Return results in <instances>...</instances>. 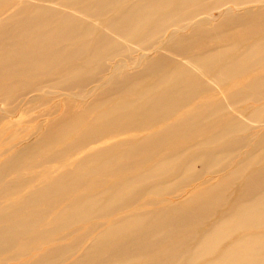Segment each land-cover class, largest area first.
Masks as SVG:
<instances>
[{
	"label": "rangeland",
	"instance_id": "1",
	"mask_svg": "<svg viewBox=\"0 0 264 264\" xmlns=\"http://www.w3.org/2000/svg\"><path fill=\"white\" fill-rule=\"evenodd\" d=\"M152 1L0 0V117L3 118L0 122V167L24 148L32 147L55 123L57 125L49 131V136L61 135L53 144L30 148L13 167L11 175L0 183V264H264V211L253 224L240 225L244 210L241 213L236 205L245 178L264 174V62L241 73L238 78L224 80L218 75L222 64H206L209 69H203L199 64L187 61V57H178L152 78L147 77L140 85L130 87L131 93L94 106L75 121L70 122L63 114V104L67 100L71 101L75 113L88 110L86 106L94 99L95 88L105 87L106 82L110 87L115 79L119 83L125 74L139 71L166 47L160 39L156 45L154 42L141 45L147 56L144 60L138 59L141 53L137 51L132 55L135 59L132 65L122 57L113 62L108 59L126 46L136 47L157 18L184 2L167 0L170 6L166 10L142 11ZM203 1L207 4L205 14L196 17L194 22L207 19L203 23L207 30L218 27L224 14L233 11L231 5L212 8L214 0ZM260 1L235 8L233 13L263 10L264 0ZM142 12L152 15L144 30L127 38L121 37L118 29ZM120 18L123 21L117 27H109L110 21ZM35 24L40 25L36 31L32 29ZM25 28L30 29L25 31ZM86 30L90 35L79 41L70 40ZM173 30L167 29V33ZM188 34V31H181L178 35ZM36 35H44L45 42L32 43ZM262 38L264 30L247 42L236 43L234 53ZM94 43L100 46L96 47ZM83 44L85 47L81 48ZM212 44L228 46L230 42L215 41ZM180 62L189 63L195 73L187 82L178 85L182 89L179 93L194 92L195 82L201 84L195 89L197 94L193 99L179 103L177 109L174 106L176 111L172 117L147 130L132 129L117 138L100 137V141L84 143L74 149V143L84 134L83 139H89L109 127L119 128L125 124L146 98L141 97V102L131 108H125L124 104L139 98L147 87ZM99 66L109 67V71L95 77L99 79L98 83L91 84L84 92L74 89L69 93L71 97L61 91L68 82L80 81ZM18 71L27 73L22 76ZM255 78L261 80L257 87L240 91ZM174 84L172 80L159 85L156 94ZM234 84L239 86L232 89ZM9 86L13 89L6 94ZM35 88L41 93L30 94V89ZM25 92L29 94L12 103ZM231 94L236 95L231 98ZM215 100H225L220 106L221 111L202 124L191 128L190 124L186 125L179 134L153 144L151 150L141 155L131 153L133 146L144 137L178 120L192 106ZM3 105L10 107L5 109ZM112 105L121 110L100 117ZM59 122H67L66 129ZM216 130L221 131L223 139L209 145L207 153L241 140L242 146L234 150L232 159L227 160V169H234L237 161L247 165L239 176L219 189L221 202L218 207L208 210V217L175 227L173 219L179 209H166L187 201L189 197L185 193L209 179L208 174L198 177L202 168L209 165L206 160L194 162L191 168L189 164L198 154L200 158H206L202 143ZM68 147L72 150L64 152ZM102 150L97 161L83 165ZM49 158L53 162L46 163ZM224 158V154H219L217 160ZM107 161H111L107 168L95 171ZM212 169L216 172L220 165ZM217 178L213 177L193 192L207 189ZM21 181H25L23 185L19 184ZM198 200L202 201L204 197ZM184 210L190 209L184 207ZM120 213L125 215L116 219ZM148 213L162 217H152L146 226L140 218L139 226L134 227L135 218ZM6 229H15L14 237H8ZM144 234L147 235L140 238ZM205 238L209 239L202 240ZM136 239L139 240L133 243ZM123 246L125 252H120Z\"/></svg>",
	"mask_w": 264,
	"mask_h": 264
},
{
	"label": "bare ground",
	"instance_id": "2",
	"mask_svg": "<svg viewBox=\"0 0 264 264\" xmlns=\"http://www.w3.org/2000/svg\"><path fill=\"white\" fill-rule=\"evenodd\" d=\"M259 1L260 0H214L212 8H221L227 5H231L230 7L232 8L233 11L231 12L229 11L224 14L222 20L217 25L218 27L207 30L203 26V23L207 21V19L205 21L201 20L198 22H194L196 17L205 14L204 9H206L205 7L207 4L203 0H184V2H181L179 7L173 9L172 12L166 13L161 17L157 18V21L153 24L151 29L148 30L146 35L140 40V43L136 47L131 48L130 46H126L122 51L112 54L108 59L111 62H113L115 61L116 58L122 57L125 59V62L130 63L132 65L133 62H135V59H133L132 55L137 51L141 53L138 59L144 60L147 56L146 53H143L146 50L145 47L143 46V49H141L140 48L141 45L151 44L152 42H154V45H156L158 39H160L161 41L165 42L166 47L157 53L156 58L148 62L147 65H144L143 68L140 69L139 71L135 73L125 74L124 79L119 83H116L117 80L115 79L110 87H108V82H106L105 87L99 89L95 88L94 99L90 101V103L86 106L88 110L84 111L83 113H80V111L75 113V111H73L71 108L72 107L71 101L69 100L65 101L63 104L64 116L66 117L67 120H70V122H72V120L75 121V119H78L82 115H85L87 112H89V110L92 107L96 105L104 104L105 102H108L109 100L119 97L125 93H131L129 91L130 87L136 84L140 85L141 83L145 82L147 77L152 78L156 72L159 73L163 71V68L166 65L172 64L174 61H176V59H178V57H182V56L187 57L188 58L187 61H189L190 63L199 64L200 66H202L201 68L203 69H209V66L206 64L218 62V64H222L220 70L218 71V75L221 78H224V80L238 78L241 73L247 72L249 69L255 68L260 63L264 62V38H262L259 41L253 42L249 47H246L244 50H242L239 53H234V51H236V49L234 50V48L236 47L235 45L236 43L247 42L251 40L252 37L257 35L258 33H261L264 30V9L255 10L253 12L246 11L241 14H235L233 12L235 11V8H241L247 4H251L253 2H259ZM169 6L170 5L167 0H153L150 3V5H146L143 7L142 11L166 10ZM151 18L152 15H150L149 13L143 14V12L142 14H138L134 16L124 25V27L121 26L118 29V31L121 34V37L127 38L130 35H133L137 32H141V30H144L145 26L147 25V22ZM121 21H123V18L118 19V21H110L109 27L113 29L117 27L118 23ZM39 26L40 25L35 24L32 29H35L36 31V29ZM169 28H174L173 32L167 33V29ZM26 29H30V28H25L24 30L26 31ZM181 31L183 32L188 31L189 34L186 36H180L178 34ZM37 35L32 38V43H36V44L44 43L45 42L44 35L41 37ZM88 35L90 34L86 30L81 35L77 34L70 37V40L79 41L81 38ZM215 41L221 44L230 42V45L213 46L212 43ZM112 42L113 41L111 40L110 44ZM207 42H209L208 45ZM94 44L96 47L100 46L97 43ZM84 47L85 44L81 46V48ZM73 55L74 54L70 56L73 57ZM50 59L52 58L50 57ZM40 63L41 62L37 63V65ZM108 71H109V67L106 68L104 66H99L96 69L92 70L93 72L92 74L88 73V75H85V77L80 81H71V83H69L68 80L67 81L68 84H66L63 87V89H61V91L64 93V95L69 97H71L69 93H71L74 89L79 88L81 92H84L91 84H96L99 82V79H96L95 77L105 74ZM18 73L23 76L27 72L22 73L21 71H18ZM194 73L195 71L191 68L189 63L180 62L176 64V66L171 72H168L166 75L160 77L159 80L153 82L151 87H147L143 92V94L138 96L139 98H135L133 100L130 99L127 103L124 104L125 108L126 107L131 108L136 104H138L139 102H141L140 101L141 97L146 98V101L144 102L143 105L138 106L136 109L134 108L135 115L129 118L125 122V124L121 125L119 128H116V126L109 127L110 129L116 128V130L111 131L109 128H107L105 132H102V134L100 133L95 134L89 139L87 138L83 139L84 135L86 136V134H84L81 138L77 139L78 142L74 143L73 146L74 149H76L78 145L84 143L92 144L95 141H100L101 139L100 137L117 138L120 136L121 133L125 134L126 132L132 131V129L147 130L150 129L148 127L154 126V124L157 122L160 123L165 120H168L169 117H172L173 113L176 111L177 109L176 106L179 103L189 102L188 100L193 99L196 96L197 93H195V89L201 84L198 81L195 82L194 92L191 91L189 93L180 94L179 92L182 89L178 88V85L187 82L190 79V77L194 75ZM172 80H174L175 82L173 86H171L170 88L161 89L160 93L156 94L157 91H155V89L159 85L165 84ZM259 81H261L260 78L253 79L245 87H242L240 91L253 88L254 86L257 87V82ZM14 86L15 85H13V87ZM238 86L239 84H234V86H232V89L237 88ZM13 87L11 86L10 88L9 86V89L7 90L6 94H8V92L11 91ZM35 89H30L31 91L29 93L31 94L35 92H40L37 91L39 88L36 90ZM48 89H51V87L49 86ZM26 92L24 94H21L20 96H17L12 103L16 102L15 100L18 99L19 97H26L29 94ZM234 95L236 94H231V98L235 97ZM224 101L225 100H215L213 102L196 104L192 106L190 109L187 110V112H185L181 117H179L178 120L174 121L170 125L165 126L161 130L153 132L152 134H149L146 137H144L141 140V142L137 143L138 145L133 146L131 153L134 154L135 156L141 155L143 152L151 150L153 144L155 145L156 143H159L160 141L167 139L169 136L171 137L176 136L177 134H179L180 129L185 127L186 125L190 124L191 125L190 128H191L194 127L195 125L198 126L200 123L202 124L203 122L208 120V118H210L214 113L221 111L220 106ZM3 106H5V109L7 107H10V105L9 106L7 105V107L6 105ZM174 106L176 107L175 110H174ZM17 110H19V108H17ZM119 110L121 109L120 108L117 109V107L112 105L105 112H103V114H101L100 117L104 118L113 113H118ZM10 111L8 113H10ZM12 111L14 112V110ZM2 120L3 118L0 117V122ZM147 121L149 122V124ZM59 124L64 125L62 127L63 129H66L65 127L67 122L65 123L59 122ZM56 125L57 123H55V125H52L48 129V131L38 141H36L33 144V146L30 148L37 149L38 147H41V145L53 144L55 140H60L59 138L61 135H58V137L56 138H50L49 136L50 135L49 131ZM218 131L219 130L213 132L212 135L208 138V140L202 143L203 154L204 153L207 154L205 156L206 158H200V155L198 154L192 159L191 164H189L191 168L194 162L198 163L200 161L206 160V162L209 163V165L206 168L205 167L202 168V173H200L198 177L208 174L209 179L207 181H203L195 185L194 188L191 189V191L188 190L185 193L189 197L187 201L177 204L178 206L172 205L173 206L172 208L170 206L168 209H166L169 211L176 207L177 209H179L177 213V217H174L176 219H173V221H175L174 223L175 227L181 226L185 224L186 221L189 220H198L201 218L208 217V210L218 207L219 202H221V198L219 197L218 194L219 189L224 185L225 182L233 179L235 176H239L241 172L244 171V167L247 165V163L245 162L237 161L236 167L234 169H230V170L227 169L229 167L228 161L232 159L233 156L235 155L234 150L239 146H242L241 140H234L229 145H226V147L222 146V148L220 147V149L218 150H212V152L210 151L209 153H207V148L209 147V145L215 144L223 139V134L221 133V131L220 132ZM228 147L229 149H227ZM30 148H24L23 150L18 152L17 155L9 158L6 162L3 163V165L0 167V183L3 181L4 178L9 177L11 175V173L13 172V167L17 165L19 159L24 154H27L29 152ZM69 148L70 147L65 149L64 152L72 150ZM103 151L104 150L90 157V159L84 161L83 165H88V164L90 165V163L97 161V159L102 156ZM219 154H224L226 158L217 160ZM169 160L171 159H167V161ZM51 162H53V159L49 158L46 163H51ZM110 163L111 161H107L106 163L101 164L100 167H98V169L96 170L94 169V170L97 172L101 170L103 171L105 168H107L106 166ZM219 165H220V169L216 172L213 171L212 167ZM215 176H217L218 178L210 187H208L207 189H200L196 192H193V190H196V188L210 182ZM196 180H199V178ZM24 182L25 181H21L19 182V184L23 185ZM136 182L137 180H134V183ZM51 186L53 187V182L51 183ZM202 197H204V200L199 201L198 198H202ZM120 198L121 197H119V200ZM236 205L241 210V213L244 210V215H242L239 221L240 225L249 224V223L253 224V221L263 216L262 211L264 210L262 209V207L264 208V174L261 176L254 174L251 177L245 178V180L241 184V195L237 200ZM184 207H187L190 210L186 211L184 210ZM124 215L125 213H120L116 217V219L121 218ZM158 215L159 217H162L161 214ZM158 215L157 213H148L143 216L139 215L135 218V221L132 222V224L134 225V227L139 226L140 224L139 222H141L140 218H142L141 220L145 222L144 226H146L147 222L151 220L152 217ZM163 224H165V221L163 222ZM163 224H161L160 226H162ZM170 225L173 224H169L168 226ZM14 231L15 229H10V230L6 229L5 233L8 237L10 236V238H12L14 237ZM147 234H144L140 238H144ZM208 237L210 238V234H208ZM209 238H205L202 240L205 241ZM139 239L134 240L133 243L138 241ZM119 250L120 252H125V247L124 246L120 247Z\"/></svg>",
	"mask_w": 264,
	"mask_h": 264
}]
</instances>
